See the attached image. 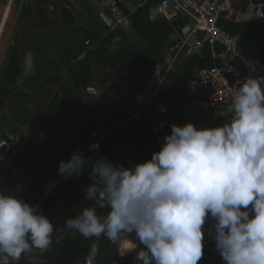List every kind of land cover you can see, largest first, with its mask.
<instances>
[{"label":"clouds","instance_id":"clouds-1","mask_svg":"<svg viewBox=\"0 0 264 264\" xmlns=\"http://www.w3.org/2000/svg\"><path fill=\"white\" fill-rule=\"evenodd\" d=\"M24 72H34L28 51ZM246 78L232 99V117L221 126L171 125L159 151L131 167L80 151L57 165L64 178L87 171L82 194L92 201L65 220L84 238L109 241L135 233L143 248L136 264H198L203 226L225 264H264V87ZM139 100L140 97L137 96ZM90 148H99L98 142ZM106 210L103 216L97 209ZM54 228L39 205L0 192V264H14L33 248L47 250ZM83 264H96L93 242ZM119 254V253H118Z\"/></svg>","mask_w":264,"mask_h":264},{"label":"crops","instance_id":"crops-1","mask_svg":"<svg viewBox=\"0 0 264 264\" xmlns=\"http://www.w3.org/2000/svg\"><path fill=\"white\" fill-rule=\"evenodd\" d=\"M158 1L118 0L120 7L130 18V25L115 31L108 29L99 0H76L75 4L69 7L68 4H65V8L73 18L72 21L68 24H61L60 27L46 29L45 31H48L46 39H44L46 42L42 41L43 45L41 44L38 51L40 55L52 54L47 56L48 61L42 66L41 76L48 74V77H56V80L48 81V77L43 81L37 80L36 74L26 75L23 68L22 72L16 76L15 86L17 88L12 89L13 93L8 95L11 97L1 105L10 111V114L5 121L0 120V139H9L16 145L18 155L12 159L6 170L0 169V192L16 195L19 194V189L24 183L40 185L47 180L56 179L58 171L53 173L52 169H48L49 161L44 158L42 153L36 152L37 148L31 149L29 152L28 146L46 141L56 148L60 138L67 137L89 117V113L95 104L90 103V101L95 97V93L100 92L98 99L110 85V81L116 77L115 71L109 67L92 66L88 76L82 81L80 76L70 74L68 67L72 63L79 61L89 51L98 47L112 49L133 43L146 44L151 48L158 60L154 68L163 69L169 62H173L175 57L168 51V47L176 40L184 37L185 29L191 24L183 16L172 10L165 17L156 16L153 9ZM248 3L249 0H240L226 19L240 22L242 8L246 7ZM49 32L53 33L50 34ZM86 39L91 41V50L84 45ZM253 42L254 38L251 35L246 46ZM192 55L196 57L193 73L198 68L210 66L214 60L211 48L206 44ZM262 56L264 57V54ZM171 78L172 73L155 98L152 108L155 118L151 126L154 137L144 149L146 152L161 147L163 137L170 133L172 124L183 126L186 123H192L197 128L216 127L230 121L232 117H219L215 113L202 116L197 109L195 99L185 93V84L179 88L172 87ZM153 84L154 80L150 72V79L147 81L144 90L143 98L145 101ZM15 94L18 96L16 100L12 98ZM36 100L37 103L40 101L41 105L45 104L44 107L36 106ZM17 106L20 109L14 111ZM3 111L0 109V115H3ZM49 121L54 122L51 124V128H48ZM102 123L98 122L99 130L96 129L92 134H89L87 140L104 132L101 129ZM52 126L56 129L53 133L51 132L53 136L50 138L49 132L52 130ZM82 150L83 148H78L74 152H81ZM112 150V156L118 164H123L125 167H131L135 164L131 152L123 144H115ZM97 212L101 216L106 214V210L99 208ZM214 223L213 219L207 218L203 226V257L198 264H225L212 239L211 233L214 231ZM64 234L75 237L78 244L83 248V259L87 256L91 243L95 242L99 246L104 240H107L103 235L98 238H84L75 230H65L54 233L52 243ZM111 243L118 244V253L121 259L125 261L124 264H136V251L143 248L139 240L129 252L123 255L119 249L123 243L121 238L115 242L111 241ZM47 251L48 249L41 250L39 253L31 251L22 254L23 257L16 264H33L34 259L43 262Z\"/></svg>","mask_w":264,"mask_h":264},{"label":"trees","instance_id":"trees-1","mask_svg":"<svg viewBox=\"0 0 264 264\" xmlns=\"http://www.w3.org/2000/svg\"><path fill=\"white\" fill-rule=\"evenodd\" d=\"M75 0H72V2ZM41 2V0H36ZM69 2L68 7L71 6ZM62 24L72 21V16L66 8L63 9ZM221 29L237 34L240 37L254 38L248 48L258 54H264V21H240L234 22L223 18L219 21ZM35 28L43 26L32 25ZM40 47L37 49L39 51ZM196 60L194 55L183 57L178 60L172 72V87H182L186 80L193 74V65ZM23 58L17 52L8 55L2 76L0 78V97L4 102L11 91L8 84L16 83V76L22 68ZM151 48L146 44H127L112 49L98 47L89 51L79 61L72 63L68 70L71 75L80 76L85 80L92 66L109 67L116 73V77L110 81V85L104 90L102 95L96 100L89 117L80 123L75 130L65 138L57 141L54 148L48 142L35 143L28 146V151L37 148L36 152L42 153L48 162V169L53 173L57 170L58 162L67 161L71 154L78 148H83L81 154L90 160L106 157L114 165L118 164L113 158V146L123 144L131 152L134 163H140L151 158L153 152L160 148L149 150L144 149L153 139L151 132L152 122L155 113L152 110H142L144 107V89L150 79L151 69L157 64ZM56 77H48L49 80H56ZM136 88V91L134 89ZM137 96L140 99H137ZM98 122H103L101 129L104 130L99 136L88 139L87 136L98 129ZM53 127L49 132L52 138ZM99 130V129H98ZM98 142L99 148L92 150L90 146ZM142 161V162H143ZM91 183L87 171H82L79 176L73 175L61 180L59 187L39 204L43 214L49 219L57 231L69 230L65 226V220L75 217L81 213L84 207L92 206L93 202L84 199L82 190ZM41 186L24 183L19 194L34 202L41 198ZM35 204V203H34ZM53 233V235H54ZM121 255L126 252L119 247ZM36 253L41 249L33 248ZM83 248L78 244L75 237L64 234L51 244L44 255V261L38 264H83ZM122 260L118 254V244L104 240L98 246L96 264H119Z\"/></svg>","mask_w":264,"mask_h":264},{"label":"built area","instance_id":"built-area-1","mask_svg":"<svg viewBox=\"0 0 264 264\" xmlns=\"http://www.w3.org/2000/svg\"><path fill=\"white\" fill-rule=\"evenodd\" d=\"M99 1L103 8L104 21L110 31L130 25V18L120 7L118 0ZM239 2L240 0L158 1L153 9L154 14L165 17L172 10L183 16L190 22L192 28L189 35H196L197 44L192 45L189 36H184L168 47V51L175 58L163 69H152L154 84L142 110H152L158 92L170 78L178 60L194 54L196 48L199 49L205 44L211 48L213 63L198 68L184 85L185 93L195 99L202 116L205 117L208 113H215L219 117L232 116V99L239 87L238 82L246 78L260 79L259 83L264 87V57L254 53L248 46H242L239 35L229 33L218 25ZM240 21H264V0H249L248 5L242 8ZM84 45L91 50L89 39L84 41ZM17 155L16 145L9 139H0L1 170H6ZM62 179L45 181L41 186V198L35 202L20 194L16 196L30 205H39L59 187ZM32 252L35 251L32 249Z\"/></svg>","mask_w":264,"mask_h":264},{"label":"rangeland","instance_id":"rangeland-1","mask_svg":"<svg viewBox=\"0 0 264 264\" xmlns=\"http://www.w3.org/2000/svg\"><path fill=\"white\" fill-rule=\"evenodd\" d=\"M72 0H41V2H36V0H0V18L5 6L9 3L10 4V12L8 20L4 26V30L1 34L0 38V78L2 76V72L4 70L5 64L8 59V55L12 52H17L18 56L23 58L22 61V68L25 54L28 51H31L33 54V61H34V72L31 74H36L37 80L43 81L46 80L48 74H44L41 76L42 66L45 62L48 61V57L52 54H39L38 48L41 46L42 41L46 42V34L48 31H45L48 28H55L60 27L62 24V20L66 17L63 15V9L65 8V4H69ZM76 0L73 1L71 4H75ZM41 25L44 28H35L32 25ZM50 34L53 32H49ZM56 42V38L54 37ZM240 44L242 46H246L248 44L247 37H242L240 39ZM43 45V44H42ZM41 48V47H40ZM51 48V47H50ZM49 49V48H48ZM40 50V49H39ZM47 52V51H46ZM37 55V56H36ZM38 73V74H37ZM48 80V79H47ZM9 85V89H11L10 93L12 94V89L17 88L12 84ZM146 88V86H145ZM145 90V89H144ZM136 91V88L134 89ZM10 94V95H11ZM11 96H8L9 99ZM17 95L15 94L12 98L14 100L17 99ZM11 98V99H12ZM144 100V98H143ZM2 99L0 97V109H3V115H0V120L6 119L10 111L4 109L5 107L2 106L1 102ZM147 101V100H146ZM144 100V102H146ZM45 104L41 105V102L36 100V106L44 107ZM9 109L10 107L7 106ZM6 107V108H7ZM20 107H16L14 111L19 110ZM42 110V109H41ZM8 111V112H7ZM1 113V112H0ZM54 122L49 121V126ZM46 127V126H45ZM53 127V126H52ZM51 128V127H50ZM47 131V130H46ZM131 236H136L135 233ZM137 243V242H136ZM136 244H134L135 246ZM121 248L125 252H129L134 246L126 245V243H121ZM128 249V250H127ZM32 256V255H30ZM37 256V254H36ZM35 262L33 264H38V260L34 259ZM119 264H124V260H120Z\"/></svg>","mask_w":264,"mask_h":264},{"label":"bare ground","instance_id":"bare-ground-1","mask_svg":"<svg viewBox=\"0 0 264 264\" xmlns=\"http://www.w3.org/2000/svg\"><path fill=\"white\" fill-rule=\"evenodd\" d=\"M9 12H10V4L8 3L5 6V8L2 12L1 18H0V37H1V34L4 30L3 25L6 24V22L8 20ZM121 241L126 243V245L134 246V244H136V242L138 241V238L136 236L127 235V236H122Z\"/></svg>","mask_w":264,"mask_h":264},{"label":"water","instance_id":"water-1","mask_svg":"<svg viewBox=\"0 0 264 264\" xmlns=\"http://www.w3.org/2000/svg\"><path fill=\"white\" fill-rule=\"evenodd\" d=\"M191 26L190 27H187L184 31V35L185 36H189V41L192 43V45H196L197 44V39H196V35L192 34V35H189V32L191 31ZM195 51H198V48L195 49ZM100 95V92H96L95 93V97L92 99V101H90V103H95L97 97ZM63 177L61 175L58 174L57 172V177L56 179H62ZM41 261L43 259H40Z\"/></svg>","mask_w":264,"mask_h":264},{"label":"flooded vegetation","instance_id":"flooded-vegetation-1","mask_svg":"<svg viewBox=\"0 0 264 264\" xmlns=\"http://www.w3.org/2000/svg\"><path fill=\"white\" fill-rule=\"evenodd\" d=\"M5 24L3 25V28H4Z\"/></svg>","mask_w":264,"mask_h":264}]
</instances>
